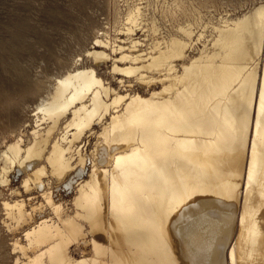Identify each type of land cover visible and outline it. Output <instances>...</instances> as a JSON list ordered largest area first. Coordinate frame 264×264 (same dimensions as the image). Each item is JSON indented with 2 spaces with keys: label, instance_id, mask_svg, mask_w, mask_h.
<instances>
[{
  "label": "bare ground",
  "instance_id": "obj_1",
  "mask_svg": "<svg viewBox=\"0 0 264 264\" xmlns=\"http://www.w3.org/2000/svg\"><path fill=\"white\" fill-rule=\"evenodd\" d=\"M140 11L128 24L137 25ZM163 12L187 18L178 35L149 53L132 28L128 46L97 37L87 50L92 65L77 59L52 82L20 61L29 22L8 24L11 39L0 41V184L23 176L24 193L40 195L3 202L7 226L30 225L27 242L14 243L35 253L30 264H264V3L214 26L211 46L194 57L187 53L196 12L186 0ZM108 62L141 88L160 86L122 93L99 73ZM73 189L78 210L69 215L56 198ZM47 207L54 217L42 214ZM88 233L93 255L73 256Z\"/></svg>",
  "mask_w": 264,
  "mask_h": 264
},
{
  "label": "rangeland",
  "instance_id": "obj_2",
  "mask_svg": "<svg viewBox=\"0 0 264 264\" xmlns=\"http://www.w3.org/2000/svg\"><path fill=\"white\" fill-rule=\"evenodd\" d=\"M173 2L174 0H0V41L11 39V32L7 27L11 22L17 20L29 22L30 28L25 31L22 41L27 43L30 49L20 54V61L29 66L32 74L37 70L40 78L52 82L54 75L64 71V68L72 67L77 59H81L79 63L81 66L92 65V58L87 56V50L94 46L97 37L111 42L113 46L118 44L128 46L130 41L128 28H132L135 31L131 36L140 41V49L144 53H149L156 42L163 41V36L178 35L180 33L178 24H186L188 20L186 17L170 18L164 15V6ZM259 3H264V0H186V4L196 12V18L192 21L196 31V45L188 51V57L198 56L205 45L211 46V39L215 36L214 26L224 25L226 20L231 21L242 16ZM135 7L141 8L137 16V25L128 24L129 13ZM154 22L158 27L157 32L152 28ZM36 31L44 34V42L37 37ZM201 33L203 35L197 40ZM181 63L178 62L179 69ZM111 69L112 62H108L99 68V73L106 82L122 93L127 91L143 93L153 88L158 89L160 86L158 83L149 88H141L134 77L114 75ZM122 77L125 80L124 85L119 82ZM129 84H132V87H128ZM97 130H101V125L97 126ZM86 141L85 148L91 155L96 138L91 136L86 138ZM91 160V163L88 162L87 172L93 165L92 155ZM22 178L23 176L12 178L6 186L0 184V264H30L29 257L35 254L29 252L28 255H24L21 250L15 249L14 245L16 240L27 242L25 233L30 225L21 226L16 230L14 229L16 224L11 220L7 223L11 227L5 223L7 221L3 205L5 200L40 196L37 192L33 196L26 195L22 188ZM14 189L23 191L24 196L18 197L12 193ZM55 194L58 193L55 191ZM75 194L74 189L61 190L59 197L56 198L64 204L66 214L74 215L78 210L74 205ZM36 198L34 201L41 200ZM42 214L54 217L49 207L45 208ZM82 222L85 224L86 232H89V226ZM93 238L94 235L88 233V242L73 246L72 255L75 257L93 255L91 242Z\"/></svg>",
  "mask_w": 264,
  "mask_h": 264
}]
</instances>
